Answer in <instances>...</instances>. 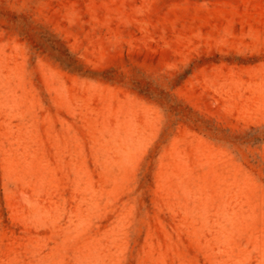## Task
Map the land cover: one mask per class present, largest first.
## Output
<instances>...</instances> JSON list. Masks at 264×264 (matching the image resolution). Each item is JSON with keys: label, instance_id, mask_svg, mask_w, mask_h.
<instances>
[{"label": "rangeland", "instance_id": "obj_1", "mask_svg": "<svg viewBox=\"0 0 264 264\" xmlns=\"http://www.w3.org/2000/svg\"><path fill=\"white\" fill-rule=\"evenodd\" d=\"M0 264H264V0H0Z\"/></svg>", "mask_w": 264, "mask_h": 264}]
</instances>
